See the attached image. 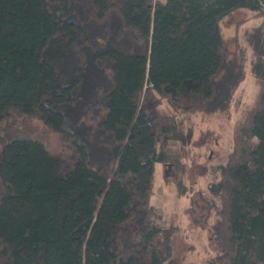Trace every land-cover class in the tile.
<instances>
[{
  "label": "trees",
  "instance_id": "16d2710c",
  "mask_svg": "<svg viewBox=\"0 0 264 264\" xmlns=\"http://www.w3.org/2000/svg\"><path fill=\"white\" fill-rule=\"evenodd\" d=\"M241 8L260 88L198 208L210 264H264V0H0V128L55 137L0 133V264H170L181 226L157 223L154 166L184 194L179 117L229 111L245 69L220 23Z\"/></svg>",
  "mask_w": 264,
  "mask_h": 264
},
{
  "label": "rangeland",
  "instance_id": "374dc122",
  "mask_svg": "<svg viewBox=\"0 0 264 264\" xmlns=\"http://www.w3.org/2000/svg\"><path fill=\"white\" fill-rule=\"evenodd\" d=\"M261 19L253 17L248 9H237L220 23L229 57H242L245 78L238 85L229 111L194 112L181 115L182 128L188 135L185 154L181 160L178 177L185 184L180 195L174 183L165 182L170 168L155 163L153 173L154 194L150 202L158 215L157 223L167 224L170 214L181 226L174 238V256L170 264H210L215 250L208 242L207 226L213 220L211 209H199L209 200L208 183L214 178L215 165L222 162L232 144L233 126L247 117L259 92V82L251 70L252 41ZM6 139L37 137L55 142V137L34 118L8 117L0 128ZM198 217V222L192 217ZM196 217V218H197Z\"/></svg>",
  "mask_w": 264,
  "mask_h": 264
},
{
  "label": "crops",
  "instance_id": "0c3cea01",
  "mask_svg": "<svg viewBox=\"0 0 264 264\" xmlns=\"http://www.w3.org/2000/svg\"><path fill=\"white\" fill-rule=\"evenodd\" d=\"M159 1H161V2H165V0H159Z\"/></svg>",
  "mask_w": 264,
  "mask_h": 264
}]
</instances>
